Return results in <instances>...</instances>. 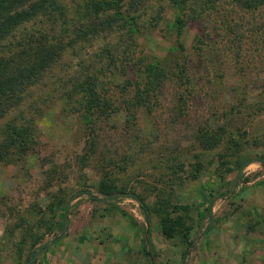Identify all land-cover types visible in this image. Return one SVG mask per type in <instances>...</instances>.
I'll return each mask as SVG.
<instances>
[{"label": "rangeland", "instance_id": "1", "mask_svg": "<svg viewBox=\"0 0 264 264\" xmlns=\"http://www.w3.org/2000/svg\"><path fill=\"white\" fill-rule=\"evenodd\" d=\"M61 1L70 10L84 2ZM146 6L150 29L140 50L167 58L184 42L177 69L185 74L135 129L124 112L105 122L99 151L88 156L84 124L58 96L81 63L116 38L80 47L48 73L33 93L46 108L39 144L17 163L0 162V264H264V164L241 177L237 169L238 156H264V6H222L233 39L209 20L179 37L169 0ZM220 126L228 135L217 148L195 140ZM131 192L145 200L150 221ZM167 212L184 219L173 238L162 230Z\"/></svg>", "mask_w": 264, "mask_h": 264}, {"label": "trees", "instance_id": "2", "mask_svg": "<svg viewBox=\"0 0 264 264\" xmlns=\"http://www.w3.org/2000/svg\"><path fill=\"white\" fill-rule=\"evenodd\" d=\"M148 1L84 0L70 10L61 0H0V162L17 163L39 144L37 120L46 108L33 102L35 88L62 64L67 54L107 35L116 40L83 61L58 96L65 105L63 110L78 115L84 124L86 140H91L85 155L99 151L104 123L114 115L124 112L127 126L135 129L142 112L154 111L173 77L185 74V69L177 68L182 67L179 61L186 45L179 42V46L171 47L167 58L140 50L141 33L150 29L145 26L143 13ZM169 4L175 11L172 26L179 37L186 34L190 25L209 20L214 31L221 28L233 39L231 22L222 6L255 11L264 6V0H169ZM160 19L161 15L154 17L150 25H158ZM197 39L204 41L200 33ZM115 89H120L125 97L115 100ZM226 127L207 128L196 132L194 138L202 147L215 149L226 140ZM231 140L237 148L241 147L239 139L232 136ZM237 161L241 177L250 164H264V156H238ZM104 184L108 188L106 194L111 196L112 188ZM128 194L141 203L150 221L143 197L137 192ZM161 223L169 238L184 227V219L174 218L169 212Z\"/></svg>", "mask_w": 264, "mask_h": 264}]
</instances>
